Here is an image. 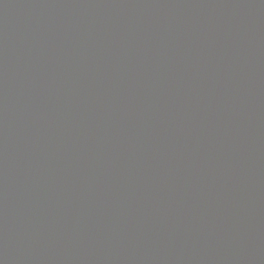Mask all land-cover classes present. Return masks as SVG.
Wrapping results in <instances>:
<instances>
[{
	"label": "water",
	"instance_id": "95a60500",
	"mask_svg": "<svg viewBox=\"0 0 264 264\" xmlns=\"http://www.w3.org/2000/svg\"><path fill=\"white\" fill-rule=\"evenodd\" d=\"M0 264H264V0H0Z\"/></svg>",
	"mask_w": 264,
	"mask_h": 264
}]
</instances>
